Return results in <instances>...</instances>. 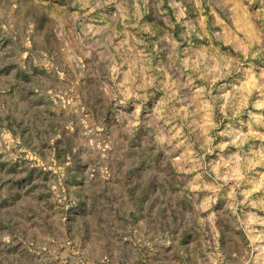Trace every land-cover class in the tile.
Wrapping results in <instances>:
<instances>
[{
    "label": "rangeland",
    "instance_id": "374dc122",
    "mask_svg": "<svg viewBox=\"0 0 264 264\" xmlns=\"http://www.w3.org/2000/svg\"><path fill=\"white\" fill-rule=\"evenodd\" d=\"M0 264H264V0H0Z\"/></svg>",
    "mask_w": 264,
    "mask_h": 264
}]
</instances>
